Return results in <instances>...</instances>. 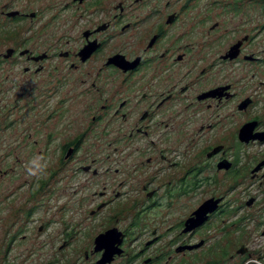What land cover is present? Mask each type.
Listing matches in <instances>:
<instances>
[{
    "label": "flooded vegetation",
    "instance_id": "obj_1",
    "mask_svg": "<svg viewBox=\"0 0 264 264\" xmlns=\"http://www.w3.org/2000/svg\"><path fill=\"white\" fill-rule=\"evenodd\" d=\"M262 13L0 0V264L264 263Z\"/></svg>",
    "mask_w": 264,
    "mask_h": 264
},
{
    "label": "rangeland",
    "instance_id": "obj_2",
    "mask_svg": "<svg viewBox=\"0 0 264 264\" xmlns=\"http://www.w3.org/2000/svg\"><path fill=\"white\" fill-rule=\"evenodd\" d=\"M255 16V15H254ZM254 16H247V23L246 26L250 27L251 25L255 24L258 20H262L264 21V13L261 14L260 18L254 17ZM263 36H264V32H263ZM264 38V37H263ZM262 47H263V57H264V40L262 42ZM262 75L264 77V64L262 65ZM15 92L17 93V90H12L9 92V94L7 96L4 97L3 102L5 104H7V106H10L13 104L12 99L15 96ZM10 101V103H9ZM12 130H8L4 133L3 138H2V143L6 146V150H13L16 147V139L17 136L15 135V130L14 128H11ZM19 129H22V127H19ZM24 129H26V127H24ZM105 146H102L100 150H97L95 146H89L87 145V149L89 151V155L93 154L96 157H98L99 159H102L105 155L106 152H109V150H111V147H107V149L105 150ZM8 155H12L13 159L15 158V153L14 151H10L7 153ZM92 155V156H93ZM10 158V157H9ZM34 161V160H32ZM37 170V168L35 169V171ZM23 177V176H22ZM100 187H96L93 183H87L86 188L84 189L83 193L86 194V205L89 204L90 202V198H91V192L93 190H98ZM249 240V241H248ZM241 241V240H240ZM243 242H247V244L252 247V249L258 250V251H262L264 253V235L262 236H258V234H254L252 235V237L250 239L244 240L242 239ZM254 261L253 263H255V259L252 258ZM264 261V259H263ZM249 262V261H247ZM242 264H246V262L242 263ZM264 264V263H262Z\"/></svg>",
    "mask_w": 264,
    "mask_h": 264
}]
</instances>
